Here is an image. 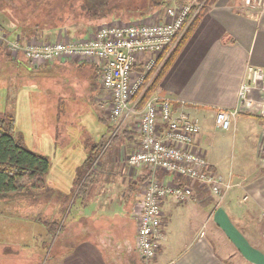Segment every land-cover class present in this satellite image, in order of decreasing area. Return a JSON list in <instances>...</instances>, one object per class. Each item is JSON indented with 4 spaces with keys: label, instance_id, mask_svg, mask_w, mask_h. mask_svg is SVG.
<instances>
[{
    "label": "crops",
    "instance_id": "crops-1",
    "mask_svg": "<svg viewBox=\"0 0 264 264\" xmlns=\"http://www.w3.org/2000/svg\"><path fill=\"white\" fill-rule=\"evenodd\" d=\"M157 11L159 8L154 7L121 12L111 21H145ZM0 14L11 13L0 8ZM7 22L1 21L11 25L7 28L12 27L15 19L10 18ZM89 29L87 33L76 34L80 29L69 32L77 36L95 31ZM22 59L21 56L13 59L5 46L0 45V79L6 81L8 89L23 86L29 78L27 69L39 67ZM52 64H56L62 74L71 70L79 77L83 75V80L87 78L90 89H100L95 98L104 104L97 65L74 58L48 65ZM247 65L264 68V10H245L239 0H218L182 46L154 96L169 98L172 114L184 110L198 118L200 131L194 138L195 150L219 175H230L236 185L218 206L214 196L196 184L192 199L176 202L167 197L161 206V248L148 264H264V119L239 114L229 130L215 126L219 108L236 107L237 90ZM140 69L141 64L134 67L135 71ZM132 129L127 126L121 134L115 130L114 135L121 136L115 140L116 148L124 147L129 153L134 149L139 141L137 122ZM126 156L115 153L101 163L106 164L109 171L98 172L102 181L95 195L86 205L76 207L80 214L71 216L78 223L87 219L85 230L78 227V239L59 249L52 259L48 258L51 264H143L135 247L134 212L143 184L151 172L146 167L130 168ZM155 175L163 176L160 171ZM164 177L167 181L174 179L169 174ZM54 194L60 195V192ZM7 199L0 198V204H3L0 206V226L12 218L7 219L4 214L9 203L3 201ZM48 204L45 201V211ZM69 206L60 207L61 222L68 208L70 212L74 208V203ZM84 207L88 211L82 209ZM90 223H93L92 227ZM0 233L6 236V231ZM112 241L116 246L109 244ZM108 245L114 249L108 250ZM11 252L15 254L13 250ZM129 256L133 262L127 261ZM0 264L17 263L15 258L4 257Z\"/></svg>",
    "mask_w": 264,
    "mask_h": 264
},
{
    "label": "built area",
    "instance_id": "built-area-1",
    "mask_svg": "<svg viewBox=\"0 0 264 264\" xmlns=\"http://www.w3.org/2000/svg\"><path fill=\"white\" fill-rule=\"evenodd\" d=\"M245 10H264V0H239ZM191 3L165 7L160 19L158 12L145 21H109L93 33L79 39L54 41L21 40L10 36L0 25V45L13 59L23 57L34 67L64 58L93 63L99 69V84L109 93L110 118L137 115L139 141L127 154V165L135 170L148 168L137 209L135 247L140 259L148 264L159 252L162 241V202L171 197L184 202L195 196V184L216 199L217 206L231 188V176L219 175L210 162L194 147L200 131L198 118L188 111L172 114L170 99L152 96L140 109L137 105L150 78L159 67L157 58L171 49L184 33L192 8ZM141 64V69L134 67ZM151 76L148 78V76ZM239 114L264 119V68L247 65L237 90L235 108H219L215 126L227 131ZM160 171L162 177H156ZM164 174L173 176L167 181ZM184 181H191L188 184Z\"/></svg>",
    "mask_w": 264,
    "mask_h": 264
},
{
    "label": "rangeland",
    "instance_id": "rangeland-1",
    "mask_svg": "<svg viewBox=\"0 0 264 264\" xmlns=\"http://www.w3.org/2000/svg\"><path fill=\"white\" fill-rule=\"evenodd\" d=\"M156 1L159 3L157 7L160 10L159 20L162 19L165 7L178 6L185 2V0ZM79 2L80 0H0V8H5L11 13L0 14V17H5L0 18V25L7 28L8 24L4 25L1 21L5 23L7 18H14L13 23L32 28L33 31L34 28L41 31L46 30L47 40L41 39L38 31L33 34L34 40L39 42L64 40L66 39L64 37L76 40L87 35L75 36V33L69 32L71 29L74 32L80 29L76 34L87 33L88 30L90 31L89 27L92 31L102 24L110 23L109 20L95 22L93 28L92 22L84 20L79 15ZM67 8L70 9L69 16L62 17L63 10ZM96 24L99 25L96 26ZM22 60L25 61L24 58ZM48 64L42 63L36 69H27L29 78L23 86H16L15 89H8L6 81L0 79V114L11 112L14 117L15 136H22L23 147L47 157L50 162V169L45 175L46 188L33 190L32 194H37L31 197L8 198L7 201H3L9 203L4 213L6 218H12L0 226V232L6 231V236L0 233V259L15 258L17 264H51L50 260L59 249L78 239L80 236L78 227L85 230L88 222L87 219L81 220V223L75 222L76 219H71L74 213L80 214L76 209L82 206L79 204L81 201L79 196L74 201L76 211L72 207L68 220L63 221V229L59 233L48 231L45 228V221L54 220L61 224L62 216L59 209L69 207L72 202L79 184L77 178L83 170L87 169L86 158L94 157L91 167L97 171H109L106 170L108 169L106 164L101 163L108 160L112 154L116 153L125 157L129 153L124 147L116 148L117 144L115 145L112 137L115 130L121 134L120 132L127 126L133 130L137 122L135 114L118 119L110 118L107 110L110 95L101 88L99 83L105 96L103 101L105 105L95 98L100 93V89H90L88 87L90 85L87 84L90 82L87 78L83 80V75L79 77L75 71L71 70L62 74L57 70L56 64ZM5 74L6 71L3 76ZM108 98L109 101H107ZM22 182L29 184L25 178ZM231 183L236 185L232 180ZM57 191L60 195L54 194ZM45 201L50 204L46 211ZM82 209L88 211L87 207ZM92 224L90 223L91 227ZM109 244L116 246L113 241ZM111 246L108 250L112 251L114 248L110 249ZM10 249L15 254H12ZM48 258L51 259L48 260ZM127 261L133 262L132 256H129ZM142 263L145 264L143 261Z\"/></svg>",
    "mask_w": 264,
    "mask_h": 264
},
{
    "label": "trees",
    "instance_id": "trees-1",
    "mask_svg": "<svg viewBox=\"0 0 264 264\" xmlns=\"http://www.w3.org/2000/svg\"><path fill=\"white\" fill-rule=\"evenodd\" d=\"M188 1L186 0L183 4L188 3ZM198 1L201 5L197 8H192L188 16V20L190 21L182 36L178 39L176 44L169 49L166 55L164 54L165 52H163V54H160L157 58V62L160 65L155 71V74L150 78V82L146 89L143 91L141 99L136 107L137 109L143 107V105L154 96L180 49L192 35L203 16L218 0ZM79 3V15L84 20L86 19L88 22H92V24L95 22L99 23L103 20L111 21V18H113L115 14H120L121 12L134 11L135 9L144 11L159 6L156 0H80ZM69 11V8L63 10L62 17L67 18L69 16ZM4 29L10 36L18 34L23 41L35 37L33 34H35L36 31H38V36L41 37V39L47 40L45 36L46 30L41 31L34 28L33 31L32 28L20 24H14L11 28L4 27ZM150 76L151 74L148 78ZM14 125V117L11 112H3L0 114V198L20 199L24 198V196L31 197L37 194H32L33 190H39L47 186L45 175L50 169L49 160L47 157L36 154L23 147L22 136H15L16 131ZM120 138L121 136L113 134L112 140ZM93 160L94 157L92 156L85 159L87 169L83 170V173L77 178L79 184L71 203H74L75 198L79 196L81 199L79 204L86 205L99 188L102 175L98 173L99 171L95 168L91 167ZM88 167H90L89 170ZM24 178L29 184L22 182ZM47 191H49V188H47ZM29 194L31 195L29 196ZM69 211L70 208H68L64 220H68L67 215H69ZM45 228L53 233L56 231L59 233L63 229V222L60 224L54 220H52V222L45 221Z\"/></svg>",
    "mask_w": 264,
    "mask_h": 264
}]
</instances>
